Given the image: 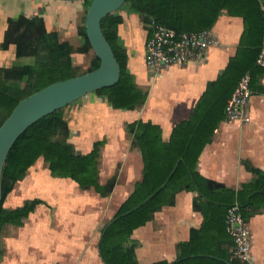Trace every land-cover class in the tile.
Wrapping results in <instances>:
<instances>
[{
    "label": "trees",
    "instance_id": "trees-1",
    "mask_svg": "<svg viewBox=\"0 0 264 264\" xmlns=\"http://www.w3.org/2000/svg\"><path fill=\"white\" fill-rule=\"evenodd\" d=\"M91 1H83L84 15L78 30L83 44L77 49L61 41L57 33H48L42 17L7 19L0 50L14 48L15 63L0 67V126L19 101L53 83L98 68L97 57L85 71L74 66L71 58L75 52H93L85 31ZM123 8L138 14L147 29L154 22L177 33H199L211 30L220 16L227 15L242 19L243 32L235 55L208 83L189 117L172 129L168 141L162 139L160 126L151 122L125 125L130 150L138 151L142 161L141 178L102 229L100 256L105 264H139V243L132 240V234L153 221L164 207L174 206L176 194L186 191L196 194L192 209L201 214L202 224L191 228L189 239L176 246L175 261L153 264H249L233 256L234 243L226 229V215L233 206L239 207L244 220L251 214L264 213V171L244 161L252 179L234 190L200 175L198 161L220 124L226 122L228 101L240 81L247 77L251 93L264 94V67L257 64L264 36V0H126ZM121 23L117 12L101 22L120 65V79L94 94L113 110L134 111L144 106L148 89L141 88L128 70V56L118 35ZM23 59H30L31 63H24ZM67 107L29 127L6 158L1 182L0 261L6 253V236L23 227L29 215L45 205L36 198L14 208L3 207L5 198L38 160L42 159L52 178L69 179L81 190H92L101 198L109 197L115 187L116 174L105 184L99 180L100 152L105 140L95 142L88 153L78 151L70 142L71 130L64 114ZM8 230L12 233L7 234Z\"/></svg>",
    "mask_w": 264,
    "mask_h": 264
},
{
    "label": "crops",
    "instance_id": "crops-1",
    "mask_svg": "<svg viewBox=\"0 0 264 264\" xmlns=\"http://www.w3.org/2000/svg\"><path fill=\"white\" fill-rule=\"evenodd\" d=\"M117 14L122 18L118 35L126 49L128 70L141 88L148 89L144 106L134 111L113 110L91 93L64 112L71 130L70 142L78 151L88 153L95 142L105 140L99 180L105 184L116 174L115 187L109 197L101 198L92 190H81L69 179L52 178L42 159L38 160L8 195L7 204L14 208L36 197L45 205L29 215L17 232L6 236V256L0 264H105L97 248L101 231L113 215H106L107 208L101 209L100 203L105 205L109 200L121 204L141 178L142 161L138 151L131 153L125 125L151 122L160 126L162 139L168 141L172 129L189 117L208 83L235 55L243 32L241 18L222 15L211 29L217 44L207 50L201 62L170 68L150 78L144 62L148 37L144 22L127 8L122 7ZM83 15V1L0 0V42L7 19L42 17L48 33H57L61 41L77 49L83 44L78 34ZM71 58L74 66L85 71L94 64L96 55L92 51L75 52ZM14 63V48L0 51V67ZM247 109L245 123L226 120L220 124L198 161L200 175L234 190L252 179L244 161L264 171V94H252ZM195 196L193 192H179L174 206L164 207L153 221L134 231L131 238L139 243V264L175 261L176 246L189 239L191 228L202 224L201 214L192 209ZM246 224L251 237L249 264H264V213L251 214Z\"/></svg>",
    "mask_w": 264,
    "mask_h": 264
},
{
    "label": "water",
    "instance_id": "water-1",
    "mask_svg": "<svg viewBox=\"0 0 264 264\" xmlns=\"http://www.w3.org/2000/svg\"><path fill=\"white\" fill-rule=\"evenodd\" d=\"M61 1L78 2L84 0ZM125 1L92 0L86 11V36L90 47L99 59L98 68L80 76L53 83L19 101L0 126V207L3 169L6 158L15 141L40 119L75 103L91 93L112 87L118 83L120 65L103 34L101 22L105 17L121 10ZM97 249L100 255L99 243Z\"/></svg>",
    "mask_w": 264,
    "mask_h": 264
},
{
    "label": "built area",
    "instance_id": "built-area-1",
    "mask_svg": "<svg viewBox=\"0 0 264 264\" xmlns=\"http://www.w3.org/2000/svg\"><path fill=\"white\" fill-rule=\"evenodd\" d=\"M145 42V66L150 78L161 76L167 69H181L193 62H201L207 50L217 44L211 30L199 33H177L163 25L150 23ZM257 64L264 67V36ZM251 91L248 78L244 77L235 89L226 107L227 120L245 123ZM226 229L233 243V256L250 263L251 237L239 207L233 206L226 215Z\"/></svg>",
    "mask_w": 264,
    "mask_h": 264
},
{
    "label": "rangeland",
    "instance_id": "rangeland-1",
    "mask_svg": "<svg viewBox=\"0 0 264 264\" xmlns=\"http://www.w3.org/2000/svg\"><path fill=\"white\" fill-rule=\"evenodd\" d=\"M6 30V29H5ZM5 30H4V32H5ZM3 37H4V35H3ZM2 41H3V38H2ZM1 41V42H2ZM1 42H0V44H1ZM0 51H2V50H0ZM2 52H6V51H2ZM22 62H24V63H31V60L30 59H23L22 60ZM1 67H4V66H1ZM65 111H66V109H65ZM131 153H134V151H131ZM34 166V165H33ZM43 166H44V163H43ZM45 167V166H44ZM120 167V165H118V168ZM112 167H110V169H111ZM7 198H8V196H7ZM7 198H5V201H4V204H3V207L4 208H8V202H7ZM34 199H36V197L34 198ZM39 199V198H38ZM43 201V200H42ZM104 203H100V207H101V209L103 208V206H106V208H107V211H106V215H114V213L116 212V210H117V208L119 207V205H120V203H114V202H111V201H109V200H107V204H105V205H103ZM112 218V217H111ZM110 218V219H111ZM109 219V220H110ZM108 220V221H109ZM8 233L7 234H9V233H12V232H10L9 230L7 231ZM17 232V231H16ZM3 235L4 236H6V228H4L3 229ZM4 242V241H3ZM5 256H6V253H5Z\"/></svg>",
    "mask_w": 264,
    "mask_h": 264
}]
</instances>
